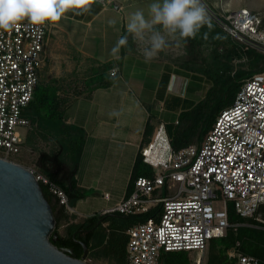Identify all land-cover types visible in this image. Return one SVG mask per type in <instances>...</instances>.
Returning a JSON list of instances; mask_svg holds the SVG:
<instances>
[{"label":"built area","instance_id":"1","mask_svg":"<svg viewBox=\"0 0 264 264\" xmlns=\"http://www.w3.org/2000/svg\"><path fill=\"white\" fill-rule=\"evenodd\" d=\"M213 19L243 48L264 54V17L248 7L213 14ZM50 28L37 30L22 22L11 32L0 30V157L16 161L27 146L32 128L29 105L42 79L48 58ZM111 71V75L116 74ZM159 128L141 152L152 166L151 175L134 180L130 194L100 214H148L125 230V264H164L163 252L199 250L194 264L214 238L231 225L228 203L242 217L256 218L264 204V70L243 80L234 102L217 116L200 141L175 150ZM59 203L73 212L69 196L58 183L38 172ZM104 197L109 199L110 193ZM221 205L215 208V202ZM238 225V224H233ZM240 242L227 253L232 264H264Z\"/></svg>","mask_w":264,"mask_h":264},{"label":"crops","instance_id":"2","mask_svg":"<svg viewBox=\"0 0 264 264\" xmlns=\"http://www.w3.org/2000/svg\"><path fill=\"white\" fill-rule=\"evenodd\" d=\"M152 2L155 0H98L90 13L68 12L70 15L66 14L65 18L72 22L68 29L61 32L57 26L54 29V25H48L50 68L46 69V76L75 77L72 83L65 79L59 92L67 100L66 122L83 128L86 133L78 169L73 175L75 194L86 196L72 204L69 199L73 212L66 209L69 222L63 220L60 224L64 229L78 218L81 219L78 222H83L101 215L104 208L130 194L134 188L135 161L143 146L161 126L171 138L180 113L197 102L195 74H188L171 60L172 48L146 63L140 48L129 37L131 51L121 49L122 63H117L110 54L117 39L125 34L129 14L142 9L147 16ZM109 20H115V26H110ZM60 60L69 64L62 67ZM110 62L114 64L107 75L112 82L92 88L86 78L76 82V77L87 76L89 69ZM86 66H89L86 73L79 72ZM113 69L117 71L115 75H111ZM105 192L110 193L109 199L104 197Z\"/></svg>","mask_w":264,"mask_h":264},{"label":"trees","instance_id":"3","mask_svg":"<svg viewBox=\"0 0 264 264\" xmlns=\"http://www.w3.org/2000/svg\"><path fill=\"white\" fill-rule=\"evenodd\" d=\"M212 20V19H211ZM215 21V20H214ZM212 20L213 29L204 31L202 28L195 39H188L189 44H214L219 45L228 38H232L223 28L224 31ZM204 33H208V39L204 40ZM219 37L214 39V37ZM242 54H248L256 62L264 59V54L251 48H243L240 44L235 45L226 51L225 61L217 65L213 70L210 78L213 85L208 88L204 99L196 102L195 106L189 110H184L179 115L177 124L172 136L171 145L175 150L194 143L196 140H202L212 128L218 114L226 107L230 106L239 91L245 78L252 76L257 69H235L231 62ZM123 58L116 60L122 63ZM114 62L103 63L98 67L89 69L86 83L92 88L95 85H105L113 81L109 79L107 71L113 66ZM192 70L194 69L191 67ZM260 67L259 70H263ZM62 86L57 79L43 82L42 79L36 89L34 99L29 105L28 115L32 121V128L27 136V143L35 139L36 136L53 139L59 148L50 151L40 150L36 166L37 171L46 175L50 180L58 183L69 195L71 204L79 198L86 195L75 194L73 175L78 169L84 141L85 130L73 124L66 122L65 103L66 98L60 95L59 89ZM179 126V127H178ZM35 135V136H34ZM194 140V141H193ZM34 141V140H33ZM195 141V142H197ZM29 148V147H28ZM31 148H35L31 146ZM30 149V148H29ZM31 150V149H30ZM152 166L144 162L142 153L136 158L132 179L133 181L141 175H151ZM47 199L50 201L56 218L55 233L58 237L54 241L55 245L60 248H74L77 257H82L84 253L83 245L80 241L85 242L89 248V254L100 257H109L113 259V251L121 249L126 262V244L127 235L125 230L136 220H145L149 215L141 216H124L118 213L94 215L88 217L83 222H70L65 234L58 231L63 220L69 222V216L66 213V207L61 205L55 199L45 184H41ZM61 206H58V203ZM63 206V207H62ZM264 204L260 207L256 218L242 217L236 213L232 202L228 203V218L231 225L223 237L214 238L210 241V256L206 264H225L224 259L228 258L227 251L240 242L239 247L248 254H254L264 260V215L261 217ZM245 222H252L262 225V228L252 227ZM98 223V226H96ZM105 224V225H104ZM238 224V225H233ZM54 237V235H52ZM109 237V238H108ZM111 240L107 242L106 239ZM107 244V245H106ZM182 251H178L180 253ZM167 264H175L166 259ZM119 263V262H118ZM177 264H188L187 261L180 260ZM232 264V263H228Z\"/></svg>","mask_w":264,"mask_h":264},{"label":"clouds","instance_id":"4","mask_svg":"<svg viewBox=\"0 0 264 264\" xmlns=\"http://www.w3.org/2000/svg\"><path fill=\"white\" fill-rule=\"evenodd\" d=\"M98 0H0V30L11 32L22 22L42 30L47 25L58 24L66 13H90ZM115 26V20L108 21ZM212 30L211 19L202 0H155L148 5L147 16L142 9L129 14L125 34L111 49V55L120 59L121 49L131 51L129 37L138 45L145 62H151L166 49L181 47L188 39H195L201 28ZM219 38L214 37V39ZM203 39H208L204 33Z\"/></svg>","mask_w":264,"mask_h":264},{"label":"water","instance_id":"5","mask_svg":"<svg viewBox=\"0 0 264 264\" xmlns=\"http://www.w3.org/2000/svg\"><path fill=\"white\" fill-rule=\"evenodd\" d=\"M55 228L53 207L32 168L0 157V264H92L85 242L82 257L55 245Z\"/></svg>","mask_w":264,"mask_h":264},{"label":"rangeland","instance_id":"6","mask_svg":"<svg viewBox=\"0 0 264 264\" xmlns=\"http://www.w3.org/2000/svg\"><path fill=\"white\" fill-rule=\"evenodd\" d=\"M116 3V2H115ZM203 5L205 6L206 10H207V14L210 17V19H213L212 15L215 13H221L225 10H234V9H238L241 7H248L250 9L256 10L258 11L263 17H264V0H202ZM253 7V8H252ZM68 15H70L69 13H66ZM211 20V23H212ZM69 19L67 18H62L61 21L58 24H55L53 27L54 29H57L55 26H57L60 31L61 30H66L68 28H70L68 26L69 23ZM215 22V21H214ZM218 26L219 24L217 22H215ZM213 25V24H212ZM220 27V26H219ZM204 31H208L209 29L207 28V26L202 28ZM222 31H224L222 29V27L219 28ZM212 30L213 27H212ZM62 32V31H61ZM235 45L239 46V43L234 40L233 38H228L226 39L224 42H222L219 45H214V44H198L197 42H195V45L193 46L192 44H189V40H187L186 45L185 44H181V47L176 48V47H172V52L169 54L171 57V60L182 66L183 69L185 70V72H187L188 74H192V72H194L193 74H195V101H199L201 99H204L206 96V92L208 90L209 87H211L213 85V80L210 78V75L213 74V70L217 67V65L222 64V62L224 63L225 61V54L226 51L232 47H234ZM94 48V45L92 46V49ZM50 62V61H49ZM254 60L251 58L250 55L248 54H242L241 57H236L233 59V61L231 62V64L233 65V72L235 69H246V70H251V69H257L256 73L262 72L263 70H259L260 67H264V59L256 62V64L253 65ZM48 61H46V65L44 67V73L42 76V81L43 82H47V81H51L53 79H57L59 83H65V79L67 81H70V83H72L75 80L74 76H61L59 78H53V76L51 77L46 76L47 74L45 73L46 69L48 70V68H50V64L48 63ZM72 63L74 64V61H72ZM69 64L68 61L65 60H60L59 65H61L62 67H66ZM47 66V67H46ZM89 66H86L85 68H80L79 72H87V68ZM193 67L194 69L192 70ZM86 75H82L81 77H76V82L81 81L85 78ZM70 77V78H69ZM79 83V82H78ZM196 104V103H195ZM179 126H181V123L178 124ZM178 126V127H179ZM35 136V135H34ZM34 140V141H33ZM31 140L30 142L28 141L27 146L31 149L30 151H24L22 156L18 159V162L29 166V167H34L37 170L39 169L36 166V160H37V153L39 154L40 150H47L50 151L52 149H57L59 148L57 143L51 139V138H43V137H38L36 136L35 139ZM194 141V140H193ZM195 141L196 138H195ZM194 141V142H195ZM200 141V140H198ZM31 146H34L35 148H31ZM39 171V170H38ZM90 192V191H88ZM220 203L219 202H215V208H219L220 207ZM264 215V206L262 208V212L260 214V216L262 217ZM81 221V219H77L76 222ZM244 224H248L252 227H260L262 228V225L257 224V223H252V222H245ZM58 231L62 234H65V229L63 227H59ZM109 238V237H108ZM106 239L107 242H111V240ZM107 245V244H106ZM209 247L207 248V250L205 251L204 254V264H206L207 259L210 256V251H209ZM114 254L113 259L109 258V257H100L97 255H93L92 253L87 255V259L86 261L92 264H122V262L124 261V255L121 251V249H116L115 251H113ZM201 252L199 250H192V251H182L180 253L178 252H163V256L161 258V262L164 264H167L168 261H166V259H168L170 262L172 261L173 263L177 264L178 261L180 260H184L187 261L188 264H194V261L201 256ZM119 262V263H118ZM224 263L228 264V263H232V259L231 258H225L224 259Z\"/></svg>","mask_w":264,"mask_h":264},{"label":"flooded vegetation","instance_id":"7","mask_svg":"<svg viewBox=\"0 0 264 264\" xmlns=\"http://www.w3.org/2000/svg\"><path fill=\"white\" fill-rule=\"evenodd\" d=\"M69 248H73V247L70 246ZM73 250H74V248H73ZM74 253H75V252H74Z\"/></svg>","mask_w":264,"mask_h":264}]
</instances>
